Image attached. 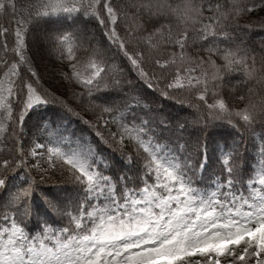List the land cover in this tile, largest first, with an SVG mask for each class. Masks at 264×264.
<instances>
[{"label":"snow or ice","instance_id":"1","mask_svg":"<svg viewBox=\"0 0 264 264\" xmlns=\"http://www.w3.org/2000/svg\"><path fill=\"white\" fill-rule=\"evenodd\" d=\"M0 20V264H264V0H0ZM34 30L96 141L64 117L27 126L53 104L79 115L43 87ZM129 75L239 139L210 150L149 115Z\"/></svg>","mask_w":264,"mask_h":264},{"label":"trees","instance_id":"2","mask_svg":"<svg viewBox=\"0 0 264 264\" xmlns=\"http://www.w3.org/2000/svg\"><path fill=\"white\" fill-rule=\"evenodd\" d=\"M0 23H5V21L0 20ZM28 45L31 50L30 55L33 58L34 66L42 77L43 87L54 91L58 97L66 101L75 112L79 113V115L67 116L63 109L53 104L33 112L28 118L27 126L34 129L36 125L46 120L59 123L61 122V117H64L68 121V127L70 129H75L77 132L83 131L86 137L90 140L96 141L97 138L94 133L83 123L84 120H89L95 124L96 120L94 116L85 106L80 105L78 100L73 99L74 89L72 85L69 82L64 81L60 75L61 71L64 70L65 65L49 52L48 46L42 40V34L39 31L34 30L29 32ZM39 65L42 66V71L40 67H38ZM129 78L133 79L134 84L136 85V92L131 93V95H136L138 99H140V104L145 112H148L149 115H157L161 118L167 117L171 121L178 120L180 123L187 120L188 131L191 132L193 136L199 135L202 138H206L210 150L216 145V143H222L221 138L228 139L229 141L234 137L239 139L236 130L227 123L210 125L207 129L201 130V127L193 122L196 110L188 107L189 104H197L199 102L187 92H172L169 94V97H165L153 89H147L140 85L138 81H135L134 76L129 75ZM130 103H134V101H130ZM139 114L143 115L144 113L140 112ZM96 131L102 132L104 137L109 140L110 147L109 145L103 144L100 146L101 150L106 155L110 154L113 148H117L115 144H112L111 139L108 136V128H104L103 125H101L96 128ZM245 147L247 149V154L250 157L254 153L251 139H248L246 144L242 145V150ZM129 151H131V149H129ZM115 158L119 159L118 148ZM64 179L65 178L59 173H50L49 176L46 177V183L43 184L42 187L61 185ZM37 203H39V201H37ZM62 223H66V221H63Z\"/></svg>","mask_w":264,"mask_h":264},{"label":"rangeland","instance_id":"3","mask_svg":"<svg viewBox=\"0 0 264 264\" xmlns=\"http://www.w3.org/2000/svg\"><path fill=\"white\" fill-rule=\"evenodd\" d=\"M48 66H50V65H48ZM38 67H40V69H41V71H42V66L39 65Z\"/></svg>","mask_w":264,"mask_h":264}]
</instances>
